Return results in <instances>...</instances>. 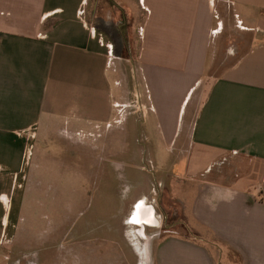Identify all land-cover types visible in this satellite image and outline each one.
I'll return each instance as SVG.
<instances>
[{
	"label": "crops",
	"instance_id": "crops-1",
	"mask_svg": "<svg viewBox=\"0 0 264 264\" xmlns=\"http://www.w3.org/2000/svg\"><path fill=\"white\" fill-rule=\"evenodd\" d=\"M104 1L116 12L100 27L90 0H0V195L10 193L6 178L26 172L29 131L34 142L42 131L43 140L71 147L67 152L84 162L113 146L114 159L107 160L118 167L123 129L137 130L133 152L138 156L141 147L153 169L134 165L127 172L144 180L117 191L108 209L117 220L103 229L112 246L125 241L121 256L134 258L131 264L149 256L152 264H264V0ZM230 18L235 27L227 25ZM108 26L117 29L119 42ZM235 34L253 42L215 76ZM137 38L136 57L116 54L117 46L134 50ZM135 92L141 118L140 106L123 116ZM95 130L102 137H94ZM105 130L114 135L108 138ZM69 170L75 177L117 174L106 166ZM176 186L183 233L166 226L161 236L157 227L163 215L169 218L166 200ZM87 200L86 216L92 209ZM96 206L94 217L101 219L105 205ZM183 211L195 222L192 230L184 228ZM148 212L158 226L139 220ZM148 228L157 237L150 251L140 250L131 243L147 239Z\"/></svg>",
	"mask_w": 264,
	"mask_h": 264
},
{
	"label": "rangeland",
	"instance_id": "rangeland-1",
	"mask_svg": "<svg viewBox=\"0 0 264 264\" xmlns=\"http://www.w3.org/2000/svg\"><path fill=\"white\" fill-rule=\"evenodd\" d=\"M89 11L95 17L96 24L101 27L104 17L107 14L113 15L116 9L110 4H106L104 0H90ZM227 25L235 27L237 25L236 19L233 21L230 18ZM109 28L112 31V38L116 41L120 40L117 29L113 26ZM228 34L230 37V33ZM234 38L224 47L227 49L219 57V65L214 72L215 76L220 75L222 70L232 64L235 57L237 59L243 48L253 42L252 36L243 40L242 35L235 34ZM133 45L134 50L132 51L117 46L116 54L124 58L132 55L136 57L140 48L139 38L137 41H133ZM134 86V81L130 80L129 87L134 88ZM139 98L141 95L137 96L135 92V96L122 106L123 116L138 110L140 105L137 99ZM93 132L94 137H100V135L102 137L103 131L95 130ZM33 134L34 131L27 132L28 139L23 167L24 170L26 169L24 173H28L27 176L24 177V173H22V177L6 178L7 184L10 182L11 185L10 193L0 195V202L3 207L0 215V264H131L134 258L121 256L122 251L128 250H126L125 241H116L112 246V235L105 236L103 229L117 220L114 216V210H108L110 206L114 208L116 205L117 191L120 188H126L129 191L134 186L132 182L135 179L144 180L125 177L127 172L136 169L134 165H139L140 169H153V164L143 162V149L141 147L137 150L138 156L135 155L136 152H133L137 144L138 131L123 129L122 158L119 159L117 156L118 167L107 160L114 159L109 151V148H114L113 146H107V155H104L102 151L92 152L90 158L84 162L81 157L67 152L71 147L62 143L57 144L50 140H43L42 131L40 138L35 142ZM104 134L111 138L114 135V130H105ZM30 150L31 155L26 160V155H29ZM164 153L168 154L165 149ZM136 158L138 159L137 162L135 161ZM35 165L39 166L37 171H33ZM73 165L80 169L95 171H102L106 166V170L112 171V173H114V168H117V174L113 177L99 175L75 177L70 175L72 171L69 170ZM60 166L64 171L58 173ZM145 173L149 176L148 180L153 182L151 174L146 171ZM85 189L87 193L83 194ZM100 190L102 191L99 192ZM73 191L80 193L75 194ZM179 193L180 187L176 186L173 198L171 196L169 200H166L171 209L169 218L163 215L162 224L157 227L162 232L161 236L165 235L164 232L168 230L166 226L171 229L175 228L174 230L177 232L180 230L181 216L176 205V200L180 199ZM83 198L85 203L90 198V208L92 209L87 216V211L83 209ZM98 203L105 205L100 209L105 210L101 211V219L94 217L97 214L96 209L98 207L96 204ZM142 206L143 203L139 208ZM183 215L185 221H188L184 228L192 230L194 220L189 212L185 214L183 211ZM135 218L136 216H134ZM133 222L139 225L136 221L133 220ZM151 230L153 228L147 229V239H138L131 244H138L140 250L146 251L148 249L150 251L155 236L151 234ZM105 240L107 241V249L102 251ZM221 262L226 264V259L220 260ZM147 263L152 264L150 256L145 259L144 264Z\"/></svg>",
	"mask_w": 264,
	"mask_h": 264
},
{
	"label": "bare ground",
	"instance_id": "bare-ground-1",
	"mask_svg": "<svg viewBox=\"0 0 264 264\" xmlns=\"http://www.w3.org/2000/svg\"><path fill=\"white\" fill-rule=\"evenodd\" d=\"M141 205V204H140ZM140 209H142V208H137V210H136V214H135V216H137L138 214V216H140V217H143V215H144V211L142 210V212L140 211ZM152 209V208H151ZM152 213L154 212V210H150ZM151 212H148V216H146L144 219H143V223L145 222V223H147L148 225H150V223H149V220H153V222H155V225H157L158 226V224H157V221H156V218H155V216L153 215V214H151ZM147 213V212H146ZM147 215V214H146ZM142 219V218H141ZM140 219V220H141ZM147 220V221H146ZM142 223V224H143ZM141 224V225H142ZM140 225V224H139ZM152 226L154 225V224H151ZM156 226V227H157Z\"/></svg>",
	"mask_w": 264,
	"mask_h": 264
},
{
	"label": "built area",
	"instance_id": "built-area-1",
	"mask_svg": "<svg viewBox=\"0 0 264 264\" xmlns=\"http://www.w3.org/2000/svg\"><path fill=\"white\" fill-rule=\"evenodd\" d=\"M30 155H31V150H30V152H29V155H26V160H27V158L30 157Z\"/></svg>",
	"mask_w": 264,
	"mask_h": 264
},
{
	"label": "flooded vegetation",
	"instance_id": "flooded-vegetation-1",
	"mask_svg": "<svg viewBox=\"0 0 264 264\" xmlns=\"http://www.w3.org/2000/svg\"><path fill=\"white\" fill-rule=\"evenodd\" d=\"M134 216H135V215H134ZM133 220L136 221V222L138 221L137 218H135V219H133ZM139 220H140V219H139ZM141 220H143V219H141ZM146 221H147V220H146ZM143 224H145V222H144Z\"/></svg>",
	"mask_w": 264,
	"mask_h": 264
}]
</instances>
